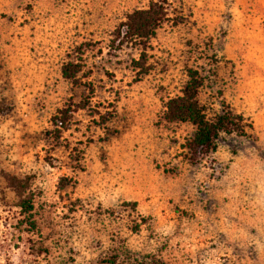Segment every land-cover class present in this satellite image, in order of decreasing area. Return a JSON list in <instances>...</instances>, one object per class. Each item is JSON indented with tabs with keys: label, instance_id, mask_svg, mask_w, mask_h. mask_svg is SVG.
Instances as JSON below:
<instances>
[{
	"label": "rangeland",
	"instance_id": "rangeland-1",
	"mask_svg": "<svg viewBox=\"0 0 264 264\" xmlns=\"http://www.w3.org/2000/svg\"><path fill=\"white\" fill-rule=\"evenodd\" d=\"M152 2L167 15L146 52L116 42ZM188 69L206 78L207 116L225 103L245 133H221L198 164L183 149L191 125L161 120ZM30 197L36 229L16 206ZM117 251L264 264V0H0V264Z\"/></svg>",
	"mask_w": 264,
	"mask_h": 264
},
{
	"label": "trees",
	"instance_id": "trees-1",
	"mask_svg": "<svg viewBox=\"0 0 264 264\" xmlns=\"http://www.w3.org/2000/svg\"><path fill=\"white\" fill-rule=\"evenodd\" d=\"M165 10V7L159 3L152 2L147 9H137L129 13L126 20L120 23L115 30V41L120 42V45L132 43L142 48L143 52H146L150 40L155 37L156 31L161 28L166 20L167 13ZM84 48V45H82L77 50L83 55ZM82 68L83 65L77 63V60L73 57L62 66V77L68 82L74 83L78 79V73L82 71ZM205 80L206 78L198 71L188 69L187 80L180 90V95L170 98L164 103L161 117V120L168 124H189L193 127L192 134L183 145V149L187 153L186 156L192 164H198L200 160L216 152V141L221 133L245 135L241 125L243 117L234 115L225 103H222L221 113L213 118L207 116L206 108L198 99ZM64 115L66 116L64 117ZM66 117V112L61 113L59 117H55L54 121L57 128L63 130L67 128L68 119ZM108 120V118L103 117L102 123L98 125H105ZM16 206L22 210L21 212H23L32 228L36 229L34 199L32 197L21 199ZM96 264L167 263L155 257L133 258L125 251H117L101 259Z\"/></svg>",
	"mask_w": 264,
	"mask_h": 264
},
{
	"label": "crops",
	"instance_id": "crops-1",
	"mask_svg": "<svg viewBox=\"0 0 264 264\" xmlns=\"http://www.w3.org/2000/svg\"><path fill=\"white\" fill-rule=\"evenodd\" d=\"M191 127H192V126H191ZM192 129H193V127H192ZM232 237H233V236L231 235L230 238H232ZM226 249H233V244L229 245V247H228V245H227Z\"/></svg>",
	"mask_w": 264,
	"mask_h": 264
}]
</instances>
